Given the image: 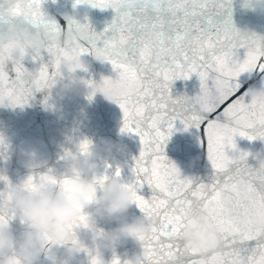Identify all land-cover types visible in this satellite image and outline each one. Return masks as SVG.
<instances>
[{
  "label": "snow or ice",
  "instance_id": "obj_1",
  "mask_svg": "<svg viewBox=\"0 0 264 264\" xmlns=\"http://www.w3.org/2000/svg\"><path fill=\"white\" fill-rule=\"evenodd\" d=\"M43 2L0 0V25L8 27L13 18H22L49 34L60 31L56 21L42 11ZM80 4L111 8L114 15L100 32L88 22L69 21V27L76 24L89 32L86 41L71 49L51 43L33 48L25 43L15 52H5L7 31H0V106L23 108L35 93L46 92L42 105L51 108L52 86L63 78L59 62L69 51L107 62L115 78L101 77L99 83L85 80V84H99L100 91L113 86L120 89L113 100L122 113L120 132L139 140L138 155L129 167L131 176L128 182H121L132 190L133 204L152 225L150 234L140 238L143 254L135 264H264V230L240 227L249 212L264 214V169L249 165V153L239 150L235 142L237 136L264 140V109L249 104L246 92L237 95L242 73L264 74V37L234 26L232 0H75L73 7ZM26 60L34 65L31 70L25 67ZM192 75L199 80V93L173 96V82ZM189 128L200 133L198 141L206 146L213 170L208 183L182 176L165 155L171 135ZM6 147L0 135V150ZM90 147L89 139H80L78 151L63 149L59 159L87 156ZM3 154L0 151V156ZM111 168L105 163L102 172L93 173L100 184L121 180L120 167L109 171ZM0 182L4 184L0 224H9L16 210L3 193L12 184L5 175H0ZM19 184L25 191L73 190L70 177L51 168L31 172ZM145 185L151 191L148 198L140 194ZM201 207L210 212L219 244L196 253L181 244L180 235L186 217ZM86 219V211L81 209L72 221L66 245L78 242L77 232ZM82 252L87 264H105L88 246L84 245ZM110 264L129 262L113 252Z\"/></svg>",
  "mask_w": 264,
  "mask_h": 264
},
{
  "label": "water",
  "instance_id": "obj_2",
  "mask_svg": "<svg viewBox=\"0 0 264 264\" xmlns=\"http://www.w3.org/2000/svg\"><path fill=\"white\" fill-rule=\"evenodd\" d=\"M75 0H44L42 11L51 19L55 20L63 32L68 26L62 14L69 13L73 19L84 23V16L87 14V22L97 32L103 30L112 19L114 13L111 8L98 9L80 4L73 7ZM232 21L234 26L241 32L255 33L264 37V13L242 9L240 0H232ZM13 23H22L32 28V26L22 18H13ZM0 31H7L6 25H0ZM243 50H241V56ZM82 58L89 63L87 71H78L77 75L84 80H92L99 83L101 77L115 78L111 65L107 62H100L90 54L82 55ZM25 67L31 70L34 65L26 60ZM63 79L67 80L66 74ZM241 83L240 92H245L250 86L261 87L264 81V74L256 75L242 73L238 78ZM199 93V80L192 75L187 80H176L172 85V95L186 94L189 97ZM46 92H37L28 105L21 107L0 106V135L4 137L7 145L0 156V175L7 176L12 185L19 184L31 172H44L51 168L58 175L63 174L66 163L59 159L63 154V149L73 148V143L87 138L92 143L100 138L114 142L117 147L111 153L99 152L94 161L97 165L96 172L104 170V164L112 166L109 171L117 166L121 169L120 182H128L131 173L129 167L132 158L138 155L139 140L134 135L122 134L120 132L122 113L117 104L106 100L103 95L97 92L91 100L85 94H74L71 96L59 95L55 89H51V108L46 109L42 105V100ZM179 128L180 125H177ZM200 133L194 128L187 131H176L169 138L165 146V155L175 163L182 176L193 178L197 182L208 183L213 170L207 160L206 146L198 141ZM236 146L241 151L253 152L264 148V140L256 139L249 141L246 138L235 137ZM249 165L254 166V161L249 155L247 158ZM30 165L38 167L30 168ZM4 188L0 182V190ZM55 192V190L53 191ZM145 198L151 195L150 189L145 185L140 191ZM90 209H85L89 211ZM143 214L132 204L125 214V222H131L136 217ZM116 227L115 222L106 219H97L88 231L78 230L77 236L84 240L85 245L90 247V236L93 230L106 231ZM25 226L19 221L17 216L9 221V229L14 235H19L24 231ZM183 244V241H181ZM64 246H58L56 251L57 261L64 259ZM113 252L121 261L131 259L139 252L137 245L131 240L116 246L114 251L105 250L103 260L105 264H110ZM186 259V258H185ZM37 264H52L43 253ZM69 264H87L84 253L69 262Z\"/></svg>",
  "mask_w": 264,
  "mask_h": 264
},
{
  "label": "clouds",
  "instance_id": "obj_3",
  "mask_svg": "<svg viewBox=\"0 0 264 264\" xmlns=\"http://www.w3.org/2000/svg\"><path fill=\"white\" fill-rule=\"evenodd\" d=\"M240 7L264 13V0H240ZM66 21L73 20L69 13H63ZM80 22L79 20H77ZM87 22V14L84 16ZM88 29L73 24L63 32L49 34L43 29L30 28L22 23H13L7 27L5 52H15L19 45L29 44L33 48H42L49 43L56 47L71 49L73 46L88 39ZM95 60L99 61L94 57ZM89 63L82 56L67 52L59 62L60 71L67 76V80H57L52 89L59 95L74 94L89 95L101 93L103 97L113 102L120 94L118 87H109L100 91V85L89 87L85 80L77 75L78 71H85ZM247 102L258 109H264V81L261 87L250 86L245 90ZM79 140L73 143L78 151ZM117 145L104 138L92 143L89 154L84 157H74L65 160L66 167L63 174L72 180V191L55 192L49 189L25 191L21 184H14L6 188L3 198L16 210V216L25 226L24 231L17 237L9 229V224H0V264H37L41 254L52 264H69L83 251L85 242L78 238V242L67 244L64 259L57 261L55 249L66 245L71 237L72 221L81 209L86 211L87 219L81 231H88L97 219L115 222L116 227L101 233H91L90 249L94 257L103 259L105 250L114 251L116 246L131 239L139 248V252L129 264H135L137 257L142 255L141 237L150 234L151 222L145 217H136L131 222H125L124 217L133 204V193L130 188L123 187L115 178L100 184L93 173L97 165L94 158L99 152L111 153ZM257 169H264V148L248 152ZM242 230H264V214L251 211L240 225ZM180 239L185 247L200 253L215 249L219 244V237L215 227L210 223V212L201 207L193 210L185 219L181 228Z\"/></svg>",
  "mask_w": 264,
  "mask_h": 264
}]
</instances>
